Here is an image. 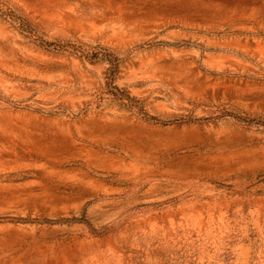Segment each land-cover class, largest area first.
Segmentation results:
<instances>
[{
	"label": "rangeland",
	"instance_id": "1",
	"mask_svg": "<svg viewBox=\"0 0 264 264\" xmlns=\"http://www.w3.org/2000/svg\"><path fill=\"white\" fill-rule=\"evenodd\" d=\"M0 264H264V0H0Z\"/></svg>",
	"mask_w": 264,
	"mask_h": 264
}]
</instances>
